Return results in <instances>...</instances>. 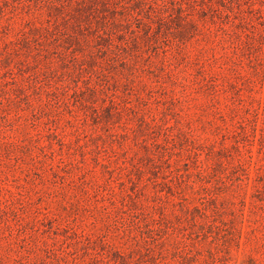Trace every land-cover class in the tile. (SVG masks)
Segmentation results:
<instances>
[{
  "label": "rangeland",
  "instance_id": "rangeland-1",
  "mask_svg": "<svg viewBox=\"0 0 264 264\" xmlns=\"http://www.w3.org/2000/svg\"><path fill=\"white\" fill-rule=\"evenodd\" d=\"M66 1L0 0V264H264V0Z\"/></svg>",
  "mask_w": 264,
  "mask_h": 264
},
{
  "label": "trees",
  "instance_id": "trees-1",
  "mask_svg": "<svg viewBox=\"0 0 264 264\" xmlns=\"http://www.w3.org/2000/svg\"><path fill=\"white\" fill-rule=\"evenodd\" d=\"M67 1L69 2L70 0H67ZM114 2H118V0H114ZM64 5L65 4L61 2L60 5L57 8L59 9V7H64ZM72 5H73V8L75 10V12L73 13V17H80V16H83V15L87 14L88 5L83 4L82 0H73ZM164 5H165V3L162 2L161 4L158 5V7L163 9ZM123 7L126 8L127 5H124ZM177 8H178V10L180 12V15H181V13H182L181 7L178 6ZM62 9H64V8H62ZM164 12H165V9H164ZM156 16H158V17H160L162 19V18H165L167 16V14L163 13V11H159ZM62 18H64V16H62Z\"/></svg>",
  "mask_w": 264,
  "mask_h": 264
}]
</instances>
